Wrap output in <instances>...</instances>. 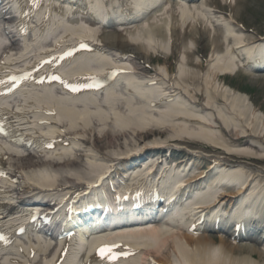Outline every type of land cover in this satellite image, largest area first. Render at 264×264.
I'll list each match as a JSON object with an SVG mask.
<instances>
[{"label":"bare ground","instance_id":"6f19581e","mask_svg":"<svg viewBox=\"0 0 264 264\" xmlns=\"http://www.w3.org/2000/svg\"><path fill=\"white\" fill-rule=\"evenodd\" d=\"M230 1L233 5L235 4V7L231 6V19H225L224 16H216V21L219 20V22H221L222 20H229L233 23L237 20L242 0ZM53 6L57 9L62 8L72 11L70 4L61 3L58 0H53ZM167 16L168 15H165L164 12L158 13L156 14L153 22L145 28L137 26L136 31L131 32L126 29H122L123 32H116L113 37H105V33L99 35V31L93 28L92 25L89 26V30H94L95 33H93L92 36L89 34H83L80 30L83 26L82 21L84 20L82 13L76 14V16H73L74 18L69 19L66 22L67 26L76 32L74 35L75 39H85L98 47H102L101 50H106L108 55L113 57L117 64L122 63L119 59L120 56L123 54H126V56L128 55L130 62L133 64V68L137 72L138 78L142 80L138 81L136 86L139 88H147L144 83L153 86L154 88L149 89H153L157 93L154 107H166L161 108L159 111L151 109L150 112H154V114H152L151 119H148L144 125L138 126L130 124L127 128L132 127L131 130L127 129L122 131V133L114 132L110 136L107 133L95 141L97 148L102 147L104 151L105 149H108V154H103L105 158H108L109 160L118 159L121 162V165L123 162L127 163L129 159L134 155H137V153L140 154L143 151L148 152L147 150L160 147L158 139H151V136L155 135L154 131L157 130L163 129V131L166 132V135L170 130L173 132V135L170 132L169 136L165 138V141H162L163 144H168L173 136L178 137L182 135L184 138L191 140H204L207 143L214 144V147L218 149L234 153L241 151L242 147L237 148L236 146L233 147L226 144H218L217 146L212 140L204 139L199 135H196L198 129L204 131L205 134L225 136L228 144L241 139L242 135L247 134V136H249L252 121H262L264 129V113H260L259 111L256 112L257 109L253 104H251L252 100L249 96L228 87L220 78V75L222 74H233L237 70V67H227L228 64L226 63L224 68L223 64L217 68V58L212 62L215 53L219 51H222L221 53H223L226 52V50H229V46L226 47L225 43L230 42H224L221 38V33L217 34L214 42V50L212 51L213 55L210 61H208L207 68H205L204 63L201 62L200 57H197V59L196 57H193L191 53L192 51L190 52L188 44H191L192 48H199L202 45L203 40L207 37L208 39L211 38L209 37V31L203 27V25L198 24L197 28L188 24L192 17L198 16L196 11L190 12L189 19L187 21L183 20L182 25H180L179 18L175 19V17L172 16L170 21L175 27L172 26V28L163 35V38H161L162 40L157 41L156 37L153 36V33L149 35L148 39L141 38L145 31H152L154 27L162 23L163 19H166ZM45 19L47 18L41 17L39 21H36L42 29L46 26ZM177 27H180L181 29L177 30ZM62 35H64V33H62L61 36ZM169 35L171 36L172 52L177 58V60H175L176 72L171 70V63L166 61L168 59V54L170 53V46L167 44ZM247 35L249 39H252V41L255 38L253 33L247 32ZM37 42L38 40L35 41V43ZM176 45L178 48H175ZM211 46L213 49V42ZM31 48L32 45L27 46L25 48L26 52ZM233 49L234 46H232V50ZM151 53L154 55H161L166 62L162 66H157L155 69L148 70L146 66L151 63ZM227 54L230 53L228 52ZM119 69L126 70V68ZM245 72L250 76L253 75L255 80L259 79V74H253L248 71ZM172 103L179 104L183 111H175L171 114H167L168 106ZM240 108L245 109L246 113L242 114L239 111ZM219 112L223 113V115L220 116ZM53 113H57L56 108L51 109V112L45 113L47 117L43 118L47 120L46 125L58 123L57 118L53 117ZM166 114L167 116H165ZM29 115L30 116L22 117V119L27 123H31V110L29 111ZM166 120L170 123L168 126L162 125L161 127H158ZM251 133L263 138L264 140V131L260 133L252 130ZM54 136L63 137L66 136V133L58 131L57 134H54ZM72 138L73 140H83L86 138V135L77 133L73 135ZM249 141L255 146L264 147V145L262 146V142L260 140H253L250 138ZM129 146L132 147L128 149ZM58 147L60 148V144ZM70 147L73 151L71 154L63 158L47 157L44 152H39L35 148H31L28 151V155L20 159H18L19 157L17 154L10 152L7 154L12 155L10 163H14L15 166H20L21 164L26 166L34 164L31 167L29 166V168H37L42 165H49L54 171V176L57 178L53 187L64 188L72 184L75 185V182H83L80 179L74 178L72 174L68 173L66 168H77L82 165H89L92 163L90 153L91 150L86 143L81 144L77 148H73L72 146ZM167 147L172 148V146ZM244 147H248V145L245 144ZM120 150H123V152L115 153V151ZM112 162L114 163L115 160ZM199 163L200 162H196V164ZM196 164H192V166H196ZM225 165L226 164H224L225 169L229 168L225 167ZM238 168L247 170V168L250 167L241 163ZM220 169V165L215 167L214 170L209 172V175L211 176L214 171ZM257 173H260V171H257ZM208 184H205V180L201 181V185L203 186ZM23 188V192L21 191V193H18L17 197L10 198L7 202H5L4 207L1 209L7 210V204L11 200H23L31 197V201H36L39 197H42L46 193L34 189V187L29 184H24ZM254 189L255 186L251 188L248 194L254 193ZM221 195H223V193ZM153 234L157 236L155 232H153ZM182 236L184 237L182 244H185L188 249H190L191 254L198 258V262H190L188 264H207L206 257L209 258L211 256H217L216 254H219L221 260L224 261V263L226 262V264H228V261L230 264H237L253 260L252 256H254V253L258 255L261 253L262 258L253 261L257 264H264V254L262 252L254 249H252V251L251 249L246 250L244 249L245 247L233 245L223 238L220 239V245L216 246L215 241L209 237H199L198 239H194L186 234ZM157 238L160 240L164 239L163 236ZM159 243L160 242L156 240V245H159ZM236 251L239 252V255H236ZM244 251L249 252L244 254ZM159 254H161V251ZM163 257L165 260L168 258L167 255H163Z\"/></svg>","mask_w":264,"mask_h":264},{"label":"rangeland","instance_id":"374dc122","mask_svg":"<svg viewBox=\"0 0 264 264\" xmlns=\"http://www.w3.org/2000/svg\"><path fill=\"white\" fill-rule=\"evenodd\" d=\"M246 4L248 7L242 4L240 18L248 26L257 28L259 32L264 31V0H249V2L246 0ZM226 82H231L236 88L249 92L252 100L257 104H264V101L262 100L264 94L263 80L262 82H256L241 74Z\"/></svg>","mask_w":264,"mask_h":264},{"label":"snow or ice","instance_id":"6c2138e0","mask_svg":"<svg viewBox=\"0 0 264 264\" xmlns=\"http://www.w3.org/2000/svg\"><path fill=\"white\" fill-rule=\"evenodd\" d=\"M82 47H83V45H82ZM67 55H71V53L69 52V53H67ZM13 79V81H15L17 78L16 77H13L12 78ZM21 79H27V77L25 76V77H21ZM51 79H53V80H57V79H59V77H57V76H52L51 77ZM73 90H75V89H73ZM0 175H3V173H0ZM4 237H0V239H3ZM110 251V249L109 248H107V247H101L100 249H99V253H100V255L101 256H103L106 252H109Z\"/></svg>","mask_w":264,"mask_h":264}]
</instances>
